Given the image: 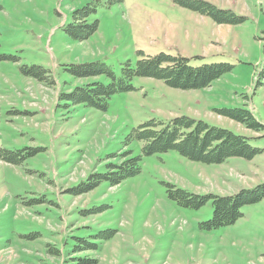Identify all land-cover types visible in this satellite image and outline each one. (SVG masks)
Instances as JSON below:
<instances>
[{
    "label": "rangeland",
    "instance_id": "obj_1",
    "mask_svg": "<svg viewBox=\"0 0 264 264\" xmlns=\"http://www.w3.org/2000/svg\"><path fill=\"white\" fill-rule=\"evenodd\" d=\"M204 1L244 21L217 25L177 0H0V150L35 152L20 165L0 161V264H264V200L242 207L232 225L205 230L210 202L188 209L167 197L168 186L229 196L264 183V0ZM90 5L98 28L74 41L66 34L72 12ZM138 52L229 70L198 91L134 78L133 90L114 95L106 111L58 100L84 82L70 65L100 61L118 75ZM24 65L47 70L55 83L23 76ZM233 108L250 112L262 128L215 111ZM182 115L244 136L261 153L218 165L172 151L142 157L132 130ZM137 156L135 177L68 192Z\"/></svg>",
    "mask_w": 264,
    "mask_h": 264
},
{
    "label": "trees",
    "instance_id": "obj_2",
    "mask_svg": "<svg viewBox=\"0 0 264 264\" xmlns=\"http://www.w3.org/2000/svg\"><path fill=\"white\" fill-rule=\"evenodd\" d=\"M177 3L182 8L211 19L217 25H237L244 21L243 17L235 15L232 11L220 9L204 0H177ZM94 12L95 8L92 5L75 9L71 16L73 21L68 25L66 34L74 41L87 40L98 28V22L90 20ZM138 54L136 63L131 65L126 62L118 75L100 61L70 65L68 67L70 74L84 82L67 93H61L58 100H65L73 105L82 104L97 111H106L108 102L114 95L133 90L134 78L162 81L170 89L198 91L209 88L229 70L228 66L217 64L192 66L186 58L163 53L154 56H145L141 52ZM20 70L23 76L33 78L38 83L49 87L55 83L48 71L39 66L24 65ZM101 76L106 79V84L97 81ZM215 111L219 116L244 128L254 130L262 128L246 110L233 108ZM130 137L141 143L142 157L172 151L191 162L205 165H218L234 158L252 160L261 153V150L252 148L244 136L184 115L167 122L148 121L133 129ZM34 153H24L23 150L13 152L0 150V161L20 165ZM141 156L126 158L119 164L110 165L106 173L93 174L85 183H80L68 192L82 195L105 181L111 187L119 185L140 173ZM168 187L167 197L182 208L199 209L210 202L212 218L200 224V227L206 228L205 230L232 225L242 217V207L264 200V183L251 189H240L229 196L196 195L174 186ZM49 253L58 255L55 249H50ZM79 264L96 263L89 259H79Z\"/></svg>",
    "mask_w": 264,
    "mask_h": 264
}]
</instances>
